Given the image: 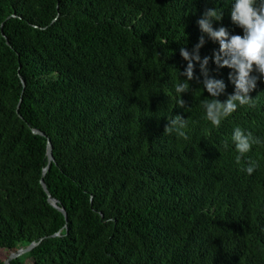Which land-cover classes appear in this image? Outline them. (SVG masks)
<instances>
[{
  "label": "trees",
  "instance_id": "1",
  "mask_svg": "<svg viewBox=\"0 0 264 264\" xmlns=\"http://www.w3.org/2000/svg\"><path fill=\"white\" fill-rule=\"evenodd\" d=\"M233 2L0 0V249L39 240L9 264H264V80L255 106L219 128L205 119L200 62L175 91L180 49L203 36L207 78L226 85L215 98L234 92L197 23L218 7L213 27L243 35ZM169 115L187 121L188 140L164 134ZM237 127L261 141L239 164ZM30 129L50 141L41 178L65 221L38 183L45 137Z\"/></svg>",
  "mask_w": 264,
  "mask_h": 264
},
{
  "label": "clouds",
  "instance_id": "2",
  "mask_svg": "<svg viewBox=\"0 0 264 264\" xmlns=\"http://www.w3.org/2000/svg\"><path fill=\"white\" fill-rule=\"evenodd\" d=\"M230 14L231 21L243 30V35L230 34L223 26L218 29L213 27L214 20L221 21L223 18V9L218 7L207 9L197 23L203 33H207L213 41H218L219 49L214 52V61L220 68L232 69L229 80L234 85V92L224 101L215 98L225 92L226 85L223 80L207 78L209 57L205 56L201 60L199 56V48L205 42L203 36L200 37L193 53L183 47L180 49L181 56L188 61L182 73L187 79L186 82L175 86L177 94L188 91L189 81L194 78L193 61L200 62L201 71L206 77L203 81L204 86L213 97L202 100L201 104L205 109V119L216 128H219L222 121L232 115L238 107H254L253 97L249 93L256 88L258 80H264V0H234ZM163 43L166 44L167 41ZM177 104L185 107V101L181 96ZM168 119L164 134H175L178 138L188 140L189 137L184 131L187 121L180 115L174 117L169 115ZM231 140L237 152V164L251 151L253 144L261 143L259 138H253L250 132L245 133L239 127L234 129ZM258 166L256 161L249 160L248 166L242 171L251 175Z\"/></svg>",
  "mask_w": 264,
  "mask_h": 264
},
{
  "label": "water",
  "instance_id": "3",
  "mask_svg": "<svg viewBox=\"0 0 264 264\" xmlns=\"http://www.w3.org/2000/svg\"><path fill=\"white\" fill-rule=\"evenodd\" d=\"M0 28H1V25H0ZM20 83H21V86H23V81L21 79H20ZM18 102H17V104L15 106V111H17ZM30 130L34 134H38V135H41V136L45 137V135L42 132H40V131H38L36 129H30ZM45 156H46V164H45L44 168L41 170V175H40V178L38 180V183H39L40 187L42 188L43 192L46 195L47 202L50 204V206H52L53 208H55L56 210H58L62 214V216L64 218V221H65L66 215H65L64 209L61 208V207H59L58 204H57L58 203L57 202V199L54 198L53 196H51L47 192V190H46V188L44 186V183L42 181V178H41L42 175H43V173L45 172V170L48 168L49 163L52 162V160H53L52 159V155H51V145H50V141L46 137H45ZM38 241L37 242H31V243L27 244L24 247L17 248L14 251H9L8 255L6 256V258L2 260V263L3 264H9V261L11 259H14V258L18 257L19 255H21V254L29 251L31 248H33L38 243Z\"/></svg>",
  "mask_w": 264,
  "mask_h": 264
},
{
  "label": "rangeland",
  "instance_id": "4",
  "mask_svg": "<svg viewBox=\"0 0 264 264\" xmlns=\"http://www.w3.org/2000/svg\"><path fill=\"white\" fill-rule=\"evenodd\" d=\"M9 251L0 249V260H3L6 258V256L8 255Z\"/></svg>",
  "mask_w": 264,
  "mask_h": 264
}]
</instances>
